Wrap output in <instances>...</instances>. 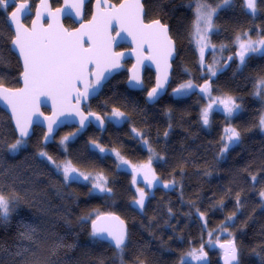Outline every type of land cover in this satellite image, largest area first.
<instances>
[{
  "label": "trees",
  "instance_id": "16d2710c",
  "mask_svg": "<svg viewBox=\"0 0 264 264\" xmlns=\"http://www.w3.org/2000/svg\"><path fill=\"white\" fill-rule=\"evenodd\" d=\"M19 1L36 0H8L7 7L0 6V85L11 88L19 86L21 69L10 50L13 34L7 14ZM194 1H143L144 19L166 24L174 40L171 82L166 94L149 105L145 95L153 86L151 72L146 71L140 91L127 88L125 72L115 76L86 107L101 114L118 109L125 115L121 124L77 130L60 144L59 134L73 131L64 128L47 146L41 144L43 130L34 128L26 144L11 152L8 145L18 138L0 109V195L10 204L9 219L0 223V264H181L187 253L205 250L207 239H217L222 230L227 232L224 237H232L228 241H235L239 264H264V104L263 96L255 94L264 79V49L249 53L240 64L235 47L236 37L244 32L264 37V0H257L254 16L246 12L244 0H231L215 13L210 41L221 53L215 75L203 73L192 44ZM221 1L205 0L208 5ZM51 3L56 6L60 0ZM210 58L211 52L207 61ZM187 82L194 87L177 95L174 90ZM205 85L213 96L233 98L239 110L232 116L214 111L204 125ZM227 127L240 132V140L224 151ZM91 141L130 162L154 157L159 179L142 208L133 203L131 172L119 169L107 152L95 151ZM50 160H68L81 171L103 173L111 191L91 194L88 184L67 181ZM102 213L118 214L126 222L122 253L91 235L90 223ZM28 229L34 230L31 239L22 236ZM223 241L216 249H206L207 264H219Z\"/></svg>",
  "mask_w": 264,
  "mask_h": 264
},
{
  "label": "snow or ice",
  "instance_id": "6c2138e0",
  "mask_svg": "<svg viewBox=\"0 0 264 264\" xmlns=\"http://www.w3.org/2000/svg\"><path fill=\"white\" fill-rule=\"evenodd\" d=\"M41 3L47 7V0H41ZM85 0H76V3L68 5V7H74L77 9V15L80 14L79 9L83 6ZM231 3V0H223L222 5L218 4L215 8L208 5L205 0H197L196 6V20L194 23L195 34L199 37L198 43L206 39V33L212 28V18L217 10L222 6H227ZM8 0H0V6L7 7ZM98 7L100 2L98 0ZM244 6L250 10L252 14L257 11V0H244ZM26 4H20L16 7V10L11 13L10 20L16 25L14 31V38L11 40L15 49H18L19 56L23 59V81L24 87L16 90L3 89V98L8 102L12 109V117L15 119L16 128L19 130V139H16L14 143L8 145V149L11 152L17 151L20 147L26 144L24 137L29 136V127L33 123L32 115L36 108V101L40 96H51L53 100H60L63 102L72 96V93H76L75 99L79 102L81 96L85 99L89 95L88 89L94 87V85L87 83V77L96 76V83L98 84L101 79L104 78V73L110 71L111 68L119 67L118 58L122 56V53L112 54L110 46L106 40V30L115 19L122 25L126 26L125 31L132 35L134 40L138 38V46H142L144 43L149 45V51L155 52L160 55L164 61L165 67L167 66V58L172 54V41L168 37V29L166 25L161 24L159 20L153 21L151 24L143 23L144 5L141 0H126L121 4L119 9H114V15H109L106 19L104 17L98 18L93 16L88 31H83L85 26L82 25L81 29H77L75 32H67L62 27L53 29V25L49 24L45 29L43 26L37 27L38 21L42 18V13L37 10L36 20L33 21L31 29L24 28L20 23V15L27 10ZM62 11L57 9V12ZM201 24L204 25L201 28ZM204 33V35H201ZM87 35L91 46L84 47L83 36ZM246 36L247 33H244ZM239 42V52L236 54L239 57L240 63H245V58L249 53H258L261 49H264V39L258 41H252L251 39L246 42L241 41L240 36L236 37ZM203 54V48H201ZM152 59V56L147 57ZM231 59V57L229 58ZM209 71L212 75H215V71L211 68ZM167 79V73L165 71L163 78H157L156 87L152 88L148 92V99L154 100L161 88H163V82ZM135 82L137 86L141 84L138 74H133L129 83ZM85 83L83 92H80L77 84ZM260 85H264V79L260 80ZM190 82L186 85H181L180 88L175 89L176 93H180L185 88H193ZM201 91L207 92L208 86L205 85ZM257 96H264V90L258 89L255 93ZM224 105V111L229 116L235 110L239 109V105L236 104L232 98L220 101ZM211 107V105H209ZM113 115L121 116L123 113L114 110ZM86 119V118H84ZM99 120L100 118L97 117ZM202 119L205 125L208 124V110L205 109L202 113ZM83 124V119L81 120ZM260 126L264 127V117L260 120ZM49 132L52 131L51 123L49 124ZM229 143L238 142L240 140V132L236 129H227ZM167 135V133H165ZM48 137L45 136V140ZM145 145L147 141H144ZM228 145L224 146V151H227ZM101 151H104L101 149ZM151 151V149H149ZM40 156H47V153L41 152ZM51 159V157H48ZM75 169L69 167L64 168V177L68 179L70 173ZM85 180H88V176H84ZM145 179L149 184L151 180H148L147 173ZM152 179H156L152 176ZM255 180V177H252ZM133 183H136L135 178ZM106 181L103 178L93 184V189H99L100 192H110L111 189L105 187ZM168 187V185H165ZM139 199L135 201L136 204L143 207L145 193L143 190H139ZM260 195L264 197V192ZM10 204L9 199L4 195H0V223H5L9 219ZM84 219H87L86 217ZM231 219V217H229ZM111 221H118L119 226L112 225ZM124 222L119 220V217L114 216H97L92 221L91 235L93 237H99L104 240H110L114 248L118 252H123L126 247L127 233L124 228ZM32 229H28L22 233V236L26 239H31ZM225 249V264H232L233 261L239 264L237 259V248L235 244L230 243L228 247L220 245ZM205 253L203 249L193 250L187 253L193 260H204ZM142 264V262H141ZM181 264H184L183 258Z\"/></svg>",
  "mask_w": 264,
  "mask_h": 264
},
{
  "label": "water",
  "instance_id": "95a60500",
  "mask_svg": "<svg viewBox=\"0 0 264 264\" xmlns=\"http://www.w3.org/2000/svg\"><path fill=\"white\" fill-rule=\"evenodd\" d=\"M89 1L90 0H85V3L83 4V6L79 9V12H80L79 15H77L76 8L68 7V5H72L76 3V0H61L60 6L55 7V8H52L50 0H47V7H45L41 3V0H38L33 9L31 8L29 1H19L15 4L14 8L7 14V22L13 34L12 39L14 38V31H15L16 25L11 22L10 15L12 12L16 10V7H18L20 4H26L28 6L27 10L24 11L19 17L20 23L24 26V28H27V29L32 28L33 21L36 20L37 10H39L42 13V18L37 23L38 28L40 26H43V28L47 29L48 25L52 24L54 30L62 27L67 32H75L77 29H81L83 25L85 26L83 28V31L87 32L88 26L90 25V22L92 21L93 16H97L98 18L104 17L106 19L109 15L115 14L114 9H119L120 5L126 2V0H121L118 3L111 2L110 0H99L100 7H98L97 6L98 0H94L92 2L91 15L89 19L83 20L84 9H85L86 4ZM143 1L144 0H141L142 3ZM57 9H61L62 11L57 12ZM144 15H145V9H144ZM27 17H31L28 25L25 24L24 22V20ZM65 19H71L76 24V26L70 29L67 28L64 24ZM155 20H158V19H155ZM155 20H151L147 22L144 20V16H143V23L146 25L151 24ZM161 24L163 23L161 22ZM163 25H166V24H163ZM125 27L126 26L122 25L120 22L113 19L111 24L107 27V30H106V40H107L108 45L110 46L111 53L112 54H116V53L123 54L122 56L118 58V63L120 66L117 68H111L110 71H106L104 73V78L101 79L98 84L96 83V79H97L96 76L87 77L86 82L94 85V87H90L88 89L89 95L87 96V98L85 99L83 96H81L79 99V102H77V100L75 99L76 97L75 92H73L72 96L64 100L63 102H61L60 100L54 101L51 96H40L36 101V108L33 111V115H32L33 123L29 127V136L24 137L25 140H28L32 136L34 128H41L43 130V137H42L41 144L43 146H47L54 141L58 133L65 127H76L80 130V132H85L90 125L95 126L97 129L106 127V123L101 114L94 113V112H86L84 107L88 104V102L91 99L98 96L104 84H106L113 76L121 72V70L123 69L122 63L127 60L132 61V65L127 71L128 77L126 81V86L128 89L135 90V91L142 90L144 69L148 68L154 73V82H153V86L147 91L145 95L146 103L149 105H153L166 94L169 84L171 82L172 61L176 54V46H175L174 40L170 36L168 26H167L168 37L172 41V54L171 56L167 58L166 67L160 55H158L155 52L149 51V45L147 43H144L142 46H138V38L134 40L133 36L129 35V33L124 30ZM83 43H84L85 48H88L91 46V42L89 41L87 35L83 36ZM119 45H125V46H128V48L126 50H121V51L116 52L115 48L116 46H119ZM10 50L17 57L19 64H20L21 71L19 75V86L15 88H11L5 85H0V109H2L9 117L13 130L17 138L19 139L20 138L19 130L16 128L15 119L12 117L11 106L3 98V94H2L3 89H9V90L14 91L16 89H20L24 87V81H23V76H22L23 59L22 57L19 56L18 49L14 48L11 41H10ZM149 56H152L153 58L148 59L147 57ZM165 71L167 73V79L163 82V88L159 90L157 97L154 100L150 101L148 99V92L151 91L152 88L156 87L157 78L158 77L163 78ZM134 72L135 74H138L140 78L141 84L139 86H137L134 81L131 84L129 83ZM77 87L79 88L80 92H83L85 88V83H79L77 84ZM97 117H99L100 119L98 120ZM82 119H83V124L81 123ZM50 123L52 126L51 132L48 131ZM45 136L48 137L47 140H45ZM99 216L119 217V220H122L124 222L123 226L126 230V233L128 234L127 224L123 220V218H121L118 214L102 213V214H99ZM96 217H94V219ZM92 221L90 223L91 229H92ZM110 223L116 227L119 226L118 221H111ZM97 238L100 241L114 248L110 240H104L99 237ZM230 243L235 244L236 246L235 241H223L220 243V245L223 244L225 245V247H228ZM220 245H219V249L222 254L218 259V263L225 264V249L221 248ZM237 259H238V250H237ZM232 264H236V262L233 261Z\"/></svg>",
  "mask_w": 264,
  "mask_h": 264
},
{
  "label": "rangeland",
  "instance_id": "374dc122",
  "mask_svg": "<svg viewBox=\"0 0 264 264\" xmlns=\"http://www.w3.org/2000/svg\"><path fill=\"white\" fill-rule=\"evenodd\" d=\"M222 3H223V1L219 2L218 4L222 5ZM218 4L210 5V6L215 8ZM196 6H197V0L194 1L193 6H192L193 14H194V20H193V25H192V30H191V40H192V44H193L194 49H195L196 54H197L198 63L200 65L201 69L203 70V73L204 74H208V75H212V72L209 71V69L211 68L213 71H216L220 67V61H221V53H220V51H217L212 46L211 41H210V35H211V32L214 29L213 28V18H212V28L207 31L206 39L203 40V41H200L198 43L197 41L199 40V37L195 34V28H194V23H195V20H196ZM223 7H226V6H222L219 9H221ZM245 10L251 16H254L256 14V13L252 14L250 10L246 9V7H245ZM203 27H204V25L201 24V28H203ZM244 33H247V35L245 36ZM244 33L238 35V36H240L241 41H244V42H246L249 39H251L252 41H258V40L264 39V37L259 36V35L251 36L249 32H244ZM201 35H204V33H201ZM235 47H236V51L238 53L240 49H239V42L237 41V39L235 40ZM201 48H203V54L201 53ZM218 50H221V48H219ZM209 52H211V58L209 59V61H207V54ZM188 83L189 82L183 83L181 85H186ZM181 85H179L176 89L180 88ZM191 89L192 88H185L180 93H176V92L175 93L177 95L184 96ZM258 89H261V85H259L257 90ZM204 96H205L206 100L204 101V104L202 105V108H201V120H202V122H203L202 113H203V111L205 109L208 110V123H209V120H210V116H211L212 112H214V111H218V112L224 113L225 115L229 116L228 113L226 111H224V105L222 103H220V101L227 100L228 98H231V97H228V96H213L212 94H210L209 90L204 93ZM232 100L234 101L233 98H232ZM261 100L263 101V104H264V96L261 98ZM234 102L237 104L236 101H234ZM209 105H211V107H209ZM114 110L119 111L120 113H123V112H121L118 109H111V111L106 112L104 114V118L106 119L107 123H112L114 125H119L125 120V115L123 113V115H121V116H115V115H113ZM238 110H235L232 113V115H234ZM262 117H264V114H263ZM203 124H204V122H203ZM227 129H232V127H227L223 131V149H224V146L226 144L228 145V148H230L232 145L237 143V142L229 143V141H228V133H226ZM134 131H136V130H134ZM261 131L264 132V127H261ZM133 133H134V135H136V132H133ZM69 134H71V135H68V136L67 135H62V136L59 135L58 136V141L60 142V144L61 143L65 144L66 143V139L68 137L72 138V136L74 135L73 131H71ZM139 139H140V142H141V144L143 146H148V144L145 145V143H144V141H146L145 138L139 136ZM95 143L96 142H93V141L90 142V144H95ZM92 147L98 153L101 152V149H103L104 152H107L108 154L113 156V158L116 161L115 162L116 166L119 169H123V170L131 172L130 173V182H131V185H132V188H133V193H134L133 203L135 205H137L139 208H142L141 206H139L138 204L135 203V201L139 199V195H140L138 189L139 190H143L145 194L147 193V197L151 196L152 193H153V190L146 191V187L147 186H149V185L152 186L145 179L146 173H147V176H148V180H151V183L152 182H156L157 179H159L157 174L154 171V160H153L154 157H150L147 160L134 163V162H130L129 160H127L125 157H123L116 150L105 149V148H103L102 146H100L98 144H95ZM102 154H104V153H102ZM50 162L53 163L54 167L60 172L61 175H63V177H64V168L66 166L71 168V169H75L74 172L70 173V177L68 179H66L67 181H72L73 180V181L81 182L83 184H88L89 185V191H90L91 194H95V195L99 194L100 195V194L106 193V192H100L99 189H93V187H92L94 183H96V182H98L100 180V178H103V180L106 181L105 187H107V179H106V177L104 176L103 173L91 172V171L87 172V171H83V170L81 171L78 168H76L68 160H63L61 162H53V161L50 160ZM153 175L155 176L156 179H152ZM84 176H88L89 179L85 180ZM134 178L136 180V183H133V179ZM146 199L147 198H146V195H145L144 203H145ZM143 206H144V204H143ZM212 236L213 235H211L210 238L207 237L209 239H207V241L205 242V245L208 246L207 247L208 249H210V248L216 249L217 244H218L219 241H221V240H227L228 241V240H230V238H232V237H224V236H227V232L225 230H222L217 235V237H218L217 239L215 237L213 238ZM207 248L205 247V250H204V247H198L197 249H195V250H197V254H199V250L200 249H203V252L206 254L204 260H200V261L193 260L190 256H187V254H186L183 257L184 262H188V263H191V264H207L209 262V257H208L209 254L207 253V250H206ZM217 255H218L217 257L220 256V254L218 252H217Z\"/></svg>",
  "mask_w": 264,
  "mask_h": 264
},
{
  "label": "flooded vegetation",
  "instance_id": "af4514ba",
  "mask_svg": "<svg viewBox=\"0 0 264 264\" xmlns=\"http://www.w3.org/2000/svg\"><path fill=\"white\" fill-rule=\"evenodd\" d=\"M38 0H36L35 1V3L34 4H32L31 3V1H29L30 2V5H31V8L33 9L34 8V6H35V4H36V2H37ZM94 0H90L87 4H86V6H85V9H84V18H83V20H87V19H89V17H90V15H91V6H92V2H93ZM112 2V1H111ZM50 3H51V0H50ZM115 3V2H114ZM60 4H61V0H60V3L58 4V5H56V6H53L52 5V3H51V6H52V8H55V7H58V6H60ZM88 10L90 11V14L89 15H87V13H88ZM26 19H29V21L26 23ZM25 20H24V22H25V24H29V22H30V19H31V17H27ZM65 20H67V21H70V23H71V25L72 26H67L65 23V26L67 27V28H73V27H75L76 26V24L71 20V19H65ZM64 20V21H65ZM145 20V19H144ZM146 21V20H145ZM151 21V20H150ZM148 22V21H147ZM12 39V38H11ZM128 48V46H125V45H119V46H116V48H115V51L116 52H118V51H121V50H126ZM17 58V57H16ZM122 65H123V69L121 70V72H125L126 73V80H125V85H126V81H127V71H128V69L130 68V66L132 65V61L131 60H127V61H125V62H123L122 63ZM146 71H149V72H151L152 74H153V80H154V73L150 70V69H148V68H145L144 69V73H143V80H144V75H145V73H146ZM121 72H119L118 74H120ZM118 74H116L115 76H117ZM115 76H113L107 83H109ZM18 82H19V80H18ZM106 83V84H107ZM106 84H104L103 85V87L106 85ZM143 85H144V81H143ZM103 87H102V89H103ZM102 89L100 90V92L102 91ZM143 89V88H142ZM135 91V90H134ZM136 91H140V90H136ZM100 92H99V94H100ZM99 94H98V96H99ZM97 96V97H98ZM97 97H95V98H97ZM95 98H93V99H95ZM93 99H91L89 102H88V104L93 100ZM87 104V105H88ZM86 105V106H87ZM84 107V109H85V111L86 112H91V111H89L88 109H87V107ZM109 111H111V110H108L107 112H109ZM94 113H98V112H94ZM106 113V112H105ZM105 113H103V114H101V113H99V114H101L102 115V117L104 118V114ZM104 121H105V123H106V126H107V124H112V123H107L106 122V119L104 118ZM90 126H93V125H90ZM89 126V127H90ZM88 127V128H89ZM95 129H97L95 126H93ZM65 128H73V136H75V134H77V130L78 131H80L78 128H76V127H65ZM105 128V127H104ZM104 128H101V129H98V130H102V129H104ZM60 133V132H59ZM58 133V134H59ZM59 135H61V134H59ZM58 136V135H57ZM56 136V137H57ZM62 136V135H61ZM68 136V135H67ZM55 137V138H56ZM58 138V137H57ZM71 138H67L66 139V141H68V140H70ZM93 142H96V141H93ZM95 144H98L99 145V143L98 142H96ZM95 144H90V146L92 145H95ZM101 153H104V151H101ZM151 185L152 186H147L146 187V191H150V190H153V188H154V185H155V183H151ZM152 187V188H151ZM146 195V198H148L147 197V193L145 194ZM147 200V199H146ZM146 200H145V202H146ZM145 204V203H144ZM137 206V205H136Z\"/></svg>",
  "mask_w": 264,
  "mask_h": 264
}]
</instances>
